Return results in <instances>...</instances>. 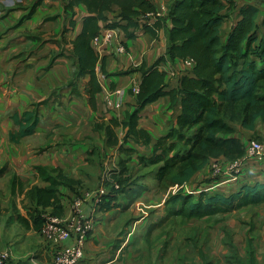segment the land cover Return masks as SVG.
<instances>
[{"label":"crops","instance_id":"1","mask_svg":"<svg viewBox=\"0 0 264 264\" xmlns=\"http://www.w3.org/2000/svg\"><path fill=\"white\" fill-rule=\"evenodd\" d=\"M223 1L227 6H234L233 9L222 12L228 16L221 26L223 42L236 22V6L245 2L255 4L259 9L258 23L264 20V0ZM31 3L32 0H0V170L5 166V171L0 175V255H7L4 259L0 258V264H49L52 259V248L45 242L43 226L40 229L33 228L31 215L36 206L27 196L31 187L46 185L38 178L35 169L38 166L60 169L64 176L75 182L59 189L63 218L71 214L72 203L76 198L84 192L95 191L102 175L115 174L121 161L128 169L123 175L128 180L126 186L132 189L131 186L134 185L137 188L148 185L147 189L151 191L147 198L143 197L146 192L141 194L140 203L155 209L159 207V199H150L155 185L146 182V174L134 166L141 157L148 158L152 155L153 143L176 127V118L181 112L180 104L172 105L168 97H161L146 105L140 113L138 126L147 131L152 141L147 147L128 141L123 146L135 150L130 155L109 147L105 132L94 130L96 123L100 124L104 120L107 124L110 118L122 120L127 112L135 109L136 98L129 91L137 90L141 74H116L138 68L142 64L149 67L166 56L167 30L171 28L167 12L162 14L163 26L157 37L137 30L136 37L128 39L121 30L114 29L113 38L109 42L103 41L102 34L108 21H118L120 9L113 6L110 12L104 14L107 21L100 23L99 40L92 42V47L99 56L96 76L101 86V91L95 95L96 109L92 110L84 93L88 78L78 81L77 96L71 95V88L68 86L76 70L71 55V42L80 32L82 18L87 15L86 7L79 4L71 12L64 9L66 0H39L35 2V9L31 12ZM152 3L158 9L161 4H168L169 0H152ZM49 17L57 18L44 22ZM71 20L75 21L73 28L70 27ZM45 31L56 35L58 44L39 47L36 41L28 39L31 33ZM119 45L126 48L125 53H118ZM158 69L165 73L164 82L168 90L179 88L181 77L190 70L180 59L163 61ZM117 90H121L123 96L120 107L114 108L111 103ZM51 94L61 95V106L64 109L61 107L58 110L59 100H54L53 97L49 99ZM45 100H48L46 104L38 106L40 120L34 134L24 138L19 144L11 143L8 137L14 129L11 115L14 112L21 114L33 104ZM64 112L68 115L64 116ZM56 125L63 137L47 139L46 135ZM233 128L232 136L242 143L251 137L264 138V123L261 120L256 121L252 131L237 125ZM115 133L119 144H123L124 131L116 128ZM215 161L226 162L223 158L210 159L191 178L188 185L196 179H203L207 169H211ZM260 181L264 182V162L249 161L245 162L235 181L213 186L221 187L223 193L227 194L237 190L242 184ZM136 192L132 198L136 197ZM90 204L88 199L83 205L86 215L89 214ZM124 208L125 205L119 207L116 202L115 207L93 216L92 234L85 245V264H122L117 263V260L129 241L138 231L142 232L154 221H158L156 217L164 211L157 210L158 213L147 215L149 217H141L137 213L138 216L135 214L128 218L122 212ZM36 212L44 222L48 215L52 216L50 209L37 208ZM20 219H25L28 227ZM235 240L238 241L239 238L235 236Z\"/></svg>","mask_w":264,"mask_h":264},{"label":"trees","instance_id":"2","mask_svg":"<svg viewBox=\"0 0 264 264\" xmlns=\"http://www.w3.org/2000/svg\"><path fill=\"white\" fill-rule=\"evenodd\" d=\"M66 1L65 10L72 12L73 7L79 4L87 10V15L82 18L80 32L71 42L76 70L68 86L71 95L77 96L78 81L87 77L84 93L90 108L95 110V95L101 91V86L96 76L99 56L92 42L99 34L100 23L107 21L104 14L110 12L113 6L119 7L118 21H108L105 27L121 30L128 39H134L137 30L157 37L163 26V18H155L151 22L149 18L146 19L147 14L156 12L152 0ZM35 6H32L31 12ZM233 8L225 5L223 0H169L167 17L171 21V28L167 30L166 56L149 67L142 64L116 74H141L136 92L129 91L135 95V109L127 112L122 120L110 118L107 124L102 120V123L94 126V130L105 132L107 145L120 153L130 155L135 152L123 146L128 141L144 147L151 144L150 135L138 126L140 113L146 105L161 97H168L172 105L179 103L181 106L176 127L153 143L150 157L140 158L147 165L157 166L154 180L158 184L171 188L188 186L191 178L210 159L223 158L229 162L241 158L244 143L232 136L233 126L239 125L252 131L257 120L264 123V20L258 23L259 9L255 4L245 2L236 6V22L223 42L221 26L228 16L222 12ZM74 26L75 21L71 20L70 27ZM174 59L192 60L194 65L181 77L179 88L168 90L164 82L165 73L159 71L158 67L161 62ZM52 97L53 94L49 99ZM48 100L33 104L21 114L14 112L11 115L14 124L8 136L11 143L19 144L34 134L40 120L38 106L46 104ZM116 128L124 131L123 144H119ZM180 144L187 150L183 152ZM123 163L121 161L120 165ZM35 169L40 181L46 185L31 187L27 192L28 198L36 209H50L53 217H63L59 189L75 182L64 176L60 169L40 166ZM4 171L5 168H2L0 175ZM125 172L121 170L112 175L120 189L106 197L102 204L105 211L115 207L116 195L123 191ZM172 194L168 204H180L174 212L176 216L202 219L264 204V182L242 184L227 194L201 191L196 199H192L183 188ZM36 209L31 218L33 228L40 229L44 220ZM20 221L26 226L25 219Z\"/></svg>","mask_w":264,"mask_h":264},{"label":"rangeland","instance_id":"3","mask_svg":"<svg viewBox=\"0 0 264 264\" xmlns=\"http://www.w3.org/2000/svg\"><path fill=\"white\" fill-rule=\"evenodd\" d=\"M39 0H32L31 7ZM57 17L45 18L44 22L54 21ZM40 29V27H39ZM62 33V32H61ZM46 36H43L45 35ZM45 31L31 33L28 38L31 41H36L37 46H48L58 44L56 35ZM34 47L31 51L33 52ZM52 52V51H50ZM53 54L51 56V60ZM61 95H54V100H59L57 108L61 110ZM62 109H64L62 107ZM64 116L68 115L66 112ZM68 120V119H67ZM239 126V125H237ZM61 127L63 125L61 124ZM63 137V133L59 131L58 125L52 128L46 135L47 139H59ZM58 146V145H57ZM180 148L184 152L187 148L180 144ZM214 164V163H213ZM213 166V165H212ZM5 166H2L4 168ZM136 168L141 169L143 174H146V182L152 183L155 189L150 199L160 200L159 207L156 209L153 206L143 205L140 202L141 194L146 192L150 194L148 185L139 187L131 186L129 189L126 181L123 180L122 192L116 195V202L119 207L125 205L122 210L128 218L138 216L149 217L164 209L160 216H157L152 225H149L142 232H137L129 241L128 246L121 254L117 263L122 264H264V204L259 206H250L239 211L232 212L226 215H216L202 219H185L181 216H176L174 212L179 209V205L168 204L169 198L173 195L171 187L165 184L153 183L154 172L157 168L155 165H147L142 161H137ZM1 168V169H2ZM113 168V167H112ZM8 169V168H7ZM121 170L128 172V169L123 165H118L115 174ZM108 174L102 175L100 186L109 189V183L106 179ZM111 174L110 176L112 177ZM206 176L201 180H194L191 185H188L190 190L206 188L210 185H216L222 180L221 176H213L212 167L207 169ZM123 179V178H122ZM104 180V181H103ZM262 180V179H261ZM197 181V182H195ZM261 182V181H260ZM222 183V184H227ZM220 184V183H219ZM144 187V188H143ZM199 187V188H198ZM153 188V187H152ZM140 190V192H136ZM152 190V189H151ZM149 191V192H148ZM213 192H223V189L214 188ZM136 192V197L132 195ZM83 194V193H82ZM81 194V195H82ZM80 195V196H81ZM187 195V194H185ZM192 199H196L197 195L189 194ZM155 210V211H154ZM152 211V213H149ZM158 213V212H157ZM0 216H2L0 212ZM50 215L46 217L48 220ZM235 236L239 238L235 240Z\"/></svg>","mask_w":264,"mask_h":264},{"label":"built area","instance_id":"4","mask_svg":"<svg viewBox=\"0 0 264 264\" xmlns=\"http://www.w3.org/2000/svg\"><path fill=\"white\" fill-rule=\"evenodd\" d=\"M167 12V4H161L156 9L155 14H147L146 19L149 18V22L155 18L162 17V14ZM112 29H106L102 34V39L105 42H109L113 38ZM99 35L93 40L97 42ZM126 48L123 45L118 46V53H125ZM184 63L191 69L194 65L192 60H183ZM136 92V91H135ZM134 92V93H135ZM114 108L120 107L121 98L123 92L117 90L113 94ZM257 161L264 162V138H249L244 143V153L241 158L229 161H215L212 166L213 176H221L222 180L218 183H226L235 181L245 162ZM111 175V174H110ZM108 174L107 178H104L109 183V189L100 186L98 189L92 192H84L81 196L76 198L72 203L71 214L67 218H57L50 216L43 224V235L45 242L52 248V259L49 264H85V245L89 241L93 230V216L97 213L104 212V206L102 204L106 200V197L120 189V186L116 180ZM103 179V178H102ZM104 181V180H103ZM183 188L190 194H199L203 192H212L214 186L210 185L206 188H199L196 190H190L188 186H175L170 188L172 193ZM90 200L89 214L83 212V205L86 200ZM7 255H0L1 259L6 258Z\"/></svg>","mask_w":264,"mask_h":264}]
</instances>
